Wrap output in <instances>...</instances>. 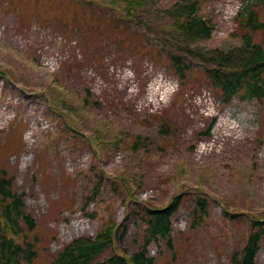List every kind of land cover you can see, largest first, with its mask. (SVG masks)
I'll return each instance as SVG.
<instances>
[{
  "label": "rangeland",
  "instance_id": "rangeland-1",
  "mask_svg": "<svg viewBox=\"0 0 264 264\" xmlns=\"http://www.w3.org/2000/svg\"><path fill=\"white\" fill-rule=\"evenodd\" d=\"M186 4L211 30L177 48ZM246 8L264 22L263 0H0V171L35 221L8 234L33 244L23 264H51L106 227L111 245L94 260L130 256L144 209L176 195L170 246L146 247L155 264H229L251 222L264 228V97L225 104L207 76L212 56L236 58L247 38L264 48Z\"/></svg>",
  "mask_w": 264,
  "mask_h": 264
},
{
  "label": "trees",
  "instance_id": "trees-1",
  "mask_svg": "<svg viewBox=\"0 0 264 264\" xmlns=\"http://www.w3.org/2000/svg\"><path fill=\"white\" fill-rule=\"evenodd\" d=\"M264 1V0H263ZM182 10L188 13L186 22L177 25L174 34V45L188 47L194 38H206L210 34L211 27L205 20L194 15L193 4L182 6ZM131 12V10H130ZM239 16L243 17L245 27L252 31H264V22L258 21L250 8H246ZM170 61L175 74L180 80L185 76L187 67L179 54H170ZM212 61L217 62L216 67L207 69V76L218 87L222 102L227 104L237 96L242 100L264 97V48L258 44L245 40L244 49L236 58L223 55L221 59L212 56ZM226 66V67H225ZM11 177L0 171V264L30 263L35 257L33 244L28 240L18 243L12 235H19L25 228L28 231L35 229L33 217L24 211V199L21 194L12 190ZM179 196L176 195L171 202L162 208L146 207L144 209L145 237L141 248L130 256L112 254L103 260H94L95 256L102 253L112 242V230L104 228L95 238H80L67 244L51 261V264H155L152 257H148L146 247L150 239H165L168 246L171 244V216L179 205ZM198 217L201 219L205 212V202L197 200ZM259 220L251 222V231L244 245L239 251H234L229 264H255V258L259 249V241L264 235V228Z\"/></svg>",
  "mask_w": 264,
  "mask_h": 264
}]
</instances>
